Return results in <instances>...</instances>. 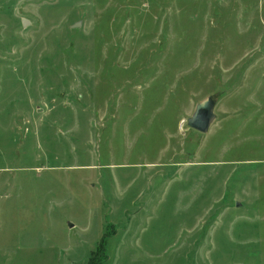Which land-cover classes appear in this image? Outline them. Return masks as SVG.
I'll list each match as a JSON object with an SVG mask.
<instances>
[{"label": "rangeland", "instance_id": "obj_1", "mask_svg": "<svg viewBox=\"0 0 264 264\" xmlns=\"http://www.w3.org/2000/svg\"><path fill=\"white\" fill-rule=\"evenodd\" d=\"M0 264H264V0H0Z\"/></svg>", "mask_w": 264, "mask_h": 264}, {"label": "water", "instance_id": "obj_2", "mask_svg": "<svg viewBox=\"0 0 264 264\" xmlns=\"http://www.w3.org/2000/svg\"><path fill=\"white\" fill-rule=\"evenodd\" d=\"M28 23V20H24V26H27ZM78 25L79 24H75V26ZM215 105L216 98L214 96H209L200 101V103L196 106V110L193 115L189 117L187 121L188 125L199 132H208L216 119ZM69 224L71 227L73 226L72 222Z\"/></svg>", "mask_w": 264, "mask_h": 264}]
</instances>
